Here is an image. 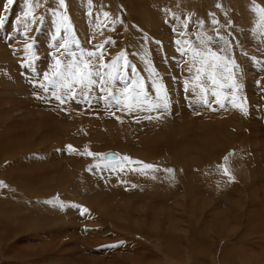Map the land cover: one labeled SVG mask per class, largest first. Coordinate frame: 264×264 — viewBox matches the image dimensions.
I'll return each instance as SVG.
<instances>
[{
  "label": "rangeland",
  "instance_id": "1",
  "mask_svg": "<svg viewBox=\"0 0 264 264\" xmlns=\"http://www.w3.org/2000/svg\"><path fill=\"white\" fill-rule=\"evenodd\" d=\"M207 1L210 6H207L205 3L206 0L205 2H200L199 0H64L65 7L60 8L58 0H32L33 12L32 16H30L27 21L28 29L26 31L24 27L25 21L22 15L25 11V0H15L12 5H9L7 0H0V17H3V24L0 25V149L2 148L0 156L1 158L4 157L5 159L3 160L6 161L0 164V180H2V182L8 181L6 177L9 175L13 177L16 174L19 175L24 167L17 166L15 168L16 170L10 171L8 167L12 166L13 163L21 161L19 159L23 158L22 160H28V163H34V170H43L40 173V177L42 183H45L44 192L48 194L56 192L53 200L60 201L58 209L39 208V211L36 209L33 210L31 206H19L18 203H28L29 198L28 196H23V191L28 192L34 189L33 192L37 193V186L31 185L29 186V190L19 189L21 191H18L11 188L12 183L9 182L10 185L8 184L7 187H0V226L5 229L4 233L0 231V235L3 234V242L5 244L4 251L2 252L7 255L5 257L2 252L0 253V264H164L163 255L166 256L168 255L167 253L172 252L180 254L181 259L179 261L181 263H183L184 257L189 256L191 261L188 264H264V183H261V181L264 180V94H262L264 93V81H262L264 79V19L261 18L258 11L264 9V0H254V8L258 9L257 11H242L241 19L239 17V21L243 23L242 31L237 30L234 20L237 3L240 0ZM240 2H242V0ZM217 5H219V7H217ZM212 10L217 11L212 12ZM103 11L108 13L105 20L102 17V13L104 14ZM58 13L62 16H67L68 30L65 31V29L61 27L60 35L57 36V27L60 23L57 15ZM178 13L180 14L179 17L182 23L184 24L185 21L188 23L189 29L185 32L186 34H190L191 37L187 39L195 41L197 35L201 33L208 37H212L210 47H212L213 50L226 47L227 50L223 55L229 56L231 60L235 61V65H237L238 52L239 56L242 55L240 58L243 60L244 68L248 67L253 71V73H251L252 75L247 74L249 75V77L247 76L248 78L246 75L240 74V76H244V82L247 83L245 78L246 80L249 79L248 82L251 87H254L251 89V93L249 94L246 92L247 94L244 93V95L241 87L237 92L238 99L244 105L246 114L239 109H233L230 105V109L233 110V114H227L231 120L230 124L225 122L226 116H222L221 113L218 117L210 121V135L207 137L204 131L201 133V131L198 130L199 125L193 126V123L195 124L194 120H197L192 110L190 112L186 111L187 113H185V110H181V114L187 116L182 122L178 120L176 108L172 107H179V105L170 103L171 112L168 111L167 114L160 116V119L162 117L164 120V118H166L165 116H169V113H172L170 114V122L167 121V123H164L160 122L162 121L160 120L157 121L155 125L157 132H159V130H157L159 125L162 126L160 132L163 133L164 137L161 138V135H158L156 138V134L148 129L142 134L145 138L143 136L140 140V137L138 139L132 137L135 140L136 147L134 146L133 150L129 152L130 148H125L124 140L128 138L129 133L132 132L133 129L125 126L124 122L116 124L115 121L118 122V120L112 121V117L115 118V114L113 113L119 111H115V109L111 110L112 112L109 117H112L109 118L107 116L108 112H102L105 107L101 105L104 104L102 102H96L101 112L96 110V114L91 116L96 117L95 124H93L92 127H90V125H83L80 127V130H83L82 132L86 130V133H84H88L87 135L89 136L80 140L79 143L75 142L77 140H72L75 144L73 142V144L67 143V133L70 131L71 127L69 128V125L64 123V125L59 128V126H57L59 123L58 120L51 121V119H48L50 116L49 114L52 113L51 111H55V106L57 107V105H55L54 108L44 107L46 102L53 101L54 99H38V95L43 97L45 94L41 89L33 86L34 83L38 81L43 82V74L50 71L54 64L53 57L59 56L56 46L59 43H63L66 38L69 41L72 40L70 38H75L78 41L80 39V45L84 42L82 48L86 46L85 50H93L94 45L103 43L106 40H111L112 45L110 46H113L110 48L111 51L110 49L106 50V48H104L105 62H108L112 57H116L121 51L125 52L128 61H131L132 58V61L136 60L135 62H139L138 59L140 56H144L151 52H148L149 49L158 48L159 50L158 39L160 42L164 43V38L162 39L163 36L160 35V33H163L162 30H164V33L166 29L170 32H166V34L168 36L171 34L169 39L172 42L178 39L176 37V35H178L176 34L177 32L174 33L175 31H173V29H176V26L168 19L173 18L176 20ZM239 13L241 14V12ZM215 15L218 19L217 23L213 25L208 23V16L215 17ZM32 17L36 18L34 22L32 21ZM110 22L116 27L113 28ZM197 22L204 24L202 29L198 27ZM159 36H161V38ZM220 37H223V40H221ZM236 39H241V41L237 42ZM89 41H91V43H89ZM114 43L116 44L114 45ZM151 43L153 46H151ZM146 44L149 47L142 51H135L133 48L131 51H128L127 49L130 46L138 48ZM26 45H31L30 52H25ZM176 47L177 46L174 44L172 47L167 48L169 53L164 52V50L163 52L161 51L164 56L168 54L169 58L167 57V59L169 63H172L175 59L174 50ZM107 53L109 54L108 57ZM169 54L172 56L174 55L173 60L171 58L172 56H169ZM151 58L155 62H162L163 60L160 56L157 58L155 55H151ZM179 67L181 68L180 64ZM179 74H181V71H179ZM241 80V78H235L238 85L243 82ZM249 83L247 84L249 85ZM170 84L173 85L174 83L171 81ZM98 95L99 93L96 96ZM185 98L184 103H186L189 97H187V99ZM38 101L43 103L39 113L40 117L41 115L43 116L41 117L42 119L49 121L46 125V122L44 124L35 123V116L39 118L37 121L40 120L39 114L38 112L36 113L35 110H33V113L29 109L32 108L31 105L34 102ZM199 106L200 105H194L195 108ZM251 107L255 108L250 109ZM58 109L60 108H57V110ZM6 111H8V113ZM10 111L15 113L16 116L15 114L12 115ZM156 114L160 115L159 112H156ZM119 115L120 117H124L123 119H127L131 117L132 114L126 115L123 112H119ZM253 116H256L255 124L252 122ZM100 117H102V120H104L105 123L107 122L108 125L100 120ZM103 117L105 119H103ZM171 117H173V120ZM189 117L191 118L190 120ZM62 119L65 118L63 117ZM201 119H208V117L204 115L203 117L201 116ZM18 120H22L20 122V128L17 126ZM153 120L156 119L154 118ZM98 121L101 125L97 123ZM111 122L113 123L111 124ZM180 123L183 124L184 134L190 138L194 136H196L197 139L200 138L199 143H196L198 140L187 143H191L190 149H187L189 151H185V154L189 157L188 164H191V166L187 169V164L182 168V171H185L183 182H185L186 178L187 183H185L184 187L176 181V177L181 175V173L173 164V160L152 156L148 152L142 149L140 150L137 144L139 140L144 147L150 148L149 145H152L158 140L163 143L168 142L170 146H173L175 144L173 142L176 141L172 139V133L173 130L177 132ZM190 123H192L191 126L189 125ZM144 124L146 125L143 126L144 128H149L148 126L150 125L146 122ZM225 124H227L228 127H222ZM49 125H51L52 128ZM44 126L48 128V133L50 131V138L36 139L33 137L35 136L34 134H39L36 132L38 130L42 133ZM221 127L223 132L220 131ZM20 129L24 131L22 132ZM63 131H66V133H63ZM108 131H110V133ZM94 132L96 134H94ZM212 132L216 133L214 134L215 136H213ZM20 133L28 140H26L24 136L14 137L16 134ZM221 133H223V135ZM225 133L227 135H225ZM254 133L257 134L254 135ZM4 134L5 136H3ZM22 137L24 139H22ZM32 137L36 139H34L36 141L35 144H33L34 141L32 143ZM109 138L123 143L121 144L122 148H109L110 146L107 144ZM37 142L40 143L38 149L46 148L43 149V151H37L35 147ZM102 143L106 144L103 145ZM159 144L161 143L157 142V145ZM11 145L13 147H11ZM69 145L76 150L72 152V154L68 152L67 146ZM17 146L21 147L20 149L18 147L21 152L17 150V148L15 149ZM31 146H33V148ZM85 148L95 155L92 157L81 155L80 153H83ZM242 148H245L247 151H243ZM13 150L16 151L15 157L8 158L10 155H13ZM123 150L128 151L122 153ZM106 151L117 154L119 155L118 157L128 156L133 160L155 165L157 170L150 172L159 182L155 181V183H153V179L149 180L147 176L150 172L148 171L145 174L130 171L131 167H140L139 165H127L124 170L121 171L119 165L125 164L126 162L122 160L111 162L101 161L100 156H104ZM42 152L43 154H41ZM47 153H49V155ZM236 153H238V155ZM3 154H5V156ZM30 154L33 155V159H40L42 155H47L41 160L42 162H35L26 159ZM79 155H81V157H79ZM208 156H215L216 158L209 159L207 158ZM233 156H235V158H233ZM225 157H228L227 161H225ZM14 160H16V162ZM106 164L109 166L106 167ZM96 165H100V168L97 169V167H95ZM111 165H116L115 170H113ZM224 167L228 168L230 176L232 177L231 180H229L228 176L223 174ZM166 169H171L172 172L168 173ZM5 170H7L8 173H6L7 171ZM34 170L32 169V171ZM237 170L238 172L236 173ZM189 171H192V174L195 175L192 179H190ZM200 173H203V175L200 176ZM243 173L247 175L245 176ZM242 176L244 179H242ZM43 178L45 179L43 180ZM195 179L197 180L195 181ZM254 183L255 185H253ZM225 189L227 191H225ZM224 191L225 194L223 193ZM245 198L247 201H245ZM251 199H254L256 204L254 201H251ZM248 201L254 205L253 210V205L248 207ZM100 204H102V207ZM60 205H63V207ZM97 205L100 209H97ZM180 207L182 213L184 212L188 215L185 219L192 223L172 224L173 226L171 225V227H177V229L174 230V234H172L173 231L168 229L167 220L170 219L171 222H178L179 219L177 214L179 211L176 210ZM22 208L23 210H21ZM81 208L87 209V212L92 210L90 212L93 214L92 219H89V216L84 217L81 215ZM198 209L204 211L206 214L208 219L206 225L204 222H201V224L198 223L197 226V224L193 222L192 214ZM234 209H237L236 212H239L240 217H235L234 214H231ZM247 211L250 212L249 215L251 216L247 214ZM111 219H117L115 223L118 221V223H121L115 224V226L117 225L119 227H117L119 231L116 227L113 228L111 226L112 228H109L111 229L110 233H108L107 230H101L94 234L96 236L86 237V229L89 227L90 229H101V227H105L104 220L109 222ZM145 221H147V223ZM181 222H184V220H181ZM138 223L140 225L144 224L142 228H149L152 224L156 229L161 230L165 234L167 228L174 239L175 236L176 238L180 235L182 238L186 236L188 237V242L184 243L185 241L181 240L183 243L178 244L177 239L174 241L173 238H170L169 240L166 239L167 242L163 243L165 241L164 239L160 244L164 245V249L162 248L160 253L155 252V250L150 247L153 246L150 241L146 242L143 249L140 246L133 249L134 246L129 247L126 242V245L121 246L120 242L122 243L123 240L131 241L126 239L128 238L126 234L131 233L133 230H137L136 227L140 226ZM202 224L208 227L206 231L202 229ZM78 226H80L79 232H82V238L79 236L76 237L77 235L70 233L71 228L76 227L74 229L76 231ZM244 227L247 229L249 227V230L256 232L245 239V245L251 244V247L239 244L240 242L243 244L241 235L244 236ZM58 229H64V231H62V233H56ZM81 229H83L84 232L81 231ZM226 229L227 231L225 232ZM207 231L209 234H206ZM102 235L107 236L106 238H102ZM133 235L134 240L138 241L139 236L137 234ZM115 237H120L121 239L112 242ZM106 239L108 240L106 241ZM220 239L225 241L223 244V248H226L225 250L223 248L219 249L220 243L218 240ZM210 244L214 246H210ZM220 250L223 252L217 254ZM213 255H215L214 258ZM219 259L221 261H219Z\"/></svg>",
  "mask_w": 264,
  "mask_h": 264
},
{
  "label": "bare ground",
  "instance_id": "2",
  "mask_svg": "<svg viewBox=\"0 0 264 264\" xmlns=\"http://www.w3.org/2000/svg\"><path fill=\"white\" fill-rule=\"evenodd\" d=\"M200 2H205V0H199ZM241 1V0H240ZM239 1V2H240ZM72 2V1H71ZM237 3V8H236V10H235V13H234V20H235V26L237 27V30L239 31H242V26H243V23H242V21H239V17H240V19H241V16H242V11L244 10V11H257L258 9H255L254 8V0H242V2H240V3ZM206 4H207V6H210V4H209V2L206 0V2H205ZM70 5V4H69ZM72 6V5H71ZM212 8V7H211ZM259 8V7H258ZM179 11V10H178ZM217 10H212V12H216ZM20 12V11H19ZM58 12V11H57ZM56 12V13H57ZM104 13H105V11H103ZM239 12H241V14L239 13ZM102 13V12H101ZM187 14V13H186ZM23 15V14H22ZM179 13L177 14V16H176V20H174L173 18H168L169 19V21L172 23V24H174L175 26H176V29H178V30H184V31H186L187 29H189V28H187V29H185L184 27H183V23H182V21H181V19H180V17H179ZM102 17L104 18V20H105V16L103 15V13H102ZM183 18H185V17H183ZM199 19V18H198ZM22 20V19H21ZM217 18H216V15H215V17H211V16H208V18H207V21H209L208 23H211L212 25H213V21H216L217 22ZM23 21V20H22ZM21 21V22H22ZM112 22V21H111ZM110 22V25H113V23H111ZM164 22V21H163ZM107 24V23H106ZM216 24V23H215ZM197 25H198V27L200 28V29H202V27L204 26V24H202V23H200V22H197ZM201 25H203L202 27H201ZM113 28H115L114 27V25L112 26ZM162 27V26H161ZM164 29V28H163ZM166 29V28H165ZM160 30V29H159ZM163 31V33H160V35L161 36H163L162 37V39L164 38V43H162V42H160L159 41V39H158V45H159V50H158V48H155V49H149L148 50V52H150V53H148V54H146V55H144V56H140V58L138 59L139 60V62H135V61H132L133 59L131 58V61H129L131 64H133V65H135L136 66V68H137V72L139 73V75H140V77H142V78H144L145 79V81H146V88H148L149 89V91L151 92V83H150V81H151V79H152V77H150L149 76V73H148V66L146 65V63H145V61H147V62H149L150 63V66L155 70V72L156 73H158V76L156 77L157 79H160V80H162L163 81V83H164V86H165V88L168 90V98L170 99L169 101H171L170 103L172 104V103H174L175 105L176 104H178L179 105V107L177 106V107H175V106H172L173 108H176L175 110L177 111V113H178V120L179 121H182L183 122V120L185 119V118H187V116H185V115H182L181 114V110L183 109V110H185V113H187L186 111H188V112H190L191 110H192V112H194L195 114H194V117H195V119L197 120V121H195L194 119V122H195V124L193 123V126L194 125H199V128H198V130H200L201 131V133H202V131H204L205 132V134H207L206 136L207 137H209L208 135H210L209 134V125H210V121H212L215 117H218L221 113V115L222 116H226V121L225 122H227L228 124H230V117L229 116H227V114H233L232 113V111L233 110H231L230 108H231V106H230V104H228L227 102H226V107H225V109H220L219 108V106L218 105H215V104H213V108H215L216 110L215 111H212V110H209V109H207V108H205V107H203L202 105H200L198 108H195L194 107V105H196V104H192L191 103V100H193L194 99V97H192L191 96V94L190 93H186L185 91H184V87H183V85H184V81L185 80H187V79H189V76H190V74H189V72L187 71V65L185 64V58H182L178 53H177V51H176V49L174 50V52H175V59L173 58L174 57V55L172 56V55H170L169 54V56H172L171 58H172V60H173V62L172 63H169V61H168V59H167V57H168V54L166 55V56H164L163 55V50H164V52H168V49L167 48H170V47H172L175 43L174 42H172L170 39H169V36H171V34L168 36L167 34H166V32H169V31H167V29L165 30V33H164V30H162ZM160 32H161V30H160ZM170 33V32H169ZM168 33V34H169ZM171 33H173V32H171ZM174 33H176V32H174ZM177 34V33H176ZM242 35V34H241ZM161 36H159L160 38H161ZM176 37L178 38V39H180L181 37H179L178 35H176ZM191 37V35L190 34H186V39L187 38H190ZM70 39H72V38H70ZM237 40V42H240L241 41V39L240 40H238V39H236ZM79 41H80V39H79ZM117 43V42H116ZM116 43H114V45L116 44ZM84 45V42L81 44V47ZM86 45V44H85ZM110 45H112L111 43L110 44H107L106 46H105V48H106V50H108V49H110V48H112ZM262 45V44H261ZM151 46H153V44L151 43ZM149 46H147V44L146 45H144V46H141V47H138V48H136V47H133V46H130V47H128L127 49H128V51H131V49L133 48L135 51H138V50H140V51H142L143 49H147ZM254 47V46H253ZM86 48V46H84L83 47V49H85ZM116 49V48H115ZM110 51H111V49H110ZM162 51V52H161ZM173 52V53H174ZM169 53V52H168ZM151 55H155L157 58L160 56V58H162L163 60H162V62L161 61H159V62H155L152 58H151ZM253 55V54H252ZM109 56V54L107 53V57ZM115 56H116V54H115ZM242 56V55H241ZM241 56H239V54H238V52H237V62H236V67H235V69L233 70L234 71V73H235V78H241L242 80L241 81H243V77L246 75V77L248 76L249 77V75H247V74H251V73H253V71L252 70H250L248 67L247 68H244V63L242 62L243 60H242V58H240ZM254 56V55H253ZM135 57V56H134ZM139 57V56H138ZM137 57V58H138ZM114 57H112L111 59H113ZM156 58V59H157ZM169 58V57H168ZM170 58V59H171ZM111 59H109L108 60V62H110L111 61ZM155 59V60H156ZM244 59V58H243ZM245 60V59H244ZM247 60V59H246ZM256 60H257V58H256ZM249 61V60H248ZM248 61H247V63H248ZM182 62V63H181ZM243 64H242V63ZM256 62V61H255ZM254 62V63H255ZM258 62V61H257ZM107 63V62H106ZM252 63V62H251ZM179 64L181 65V68L179 67ZM256 64V63H255ZM259 64V63H258ZM45 65V64H44ZM260 65V64H259ZM246 67V66H245ZM258 67V66H257ZM257 69V68H256ZM255 69V70H256ZM51 70V69H50ZM179 71H181V74H179ZM243 74L244 76L242 77V76H240V74ZM256 74V73H255ZM252 75V74H251ZM247 77V78H248ZM248 80L249 79H247L246 80V78H245V81H247V83H249L248 82ZM173 82L174 84L173 85H171L170 84V82ZM262 81H264V79L262 80ZM40 82V81H39ZM256 82V81H255ZM246 82H242V83H240L239 85H240V87L242 88V90H243V94L244 93H251V89H253L254 87H251V85H250V83H249V85L246 83ZM254 84V83H253ZM252 86H254V85H252ZM226 91H230V90H226ZM42 92V91H41ZM99 93V90L98 89H94V91H93V95H97ZM246 93V94H247ZM254 93V92H253ZM257 93V92H256ZM261 93V92H260ZM239 94V93H238ZM262 94H264V93H262ZM152 95H154V93H152ZM245 95V94H244ZM178 97H180V98H178ZM186 97V98H185ZM187 97H189L188 99H187ZM244 97V96H243ZM184 98L185 99H187V101H186V103H184ZM248 98H250V97H248ZM190 99V100H189ZM210 99H211V97H210ZM253 99V98H252ZM255 101H256V99H255ZM261 101V100H260ZM254 103V102H253ZM258 103H260V102H258ZM251 104V103H250ZM263 104V103H262ZM20 105V104H19ZM55 105H57V107L55 106ZM99 105V104H98ZM29 106V105H28ZM27 106V107H28ZM42 106H43V103H41L40 101H38V102H34L32 105H31V107L32 108H29L32 112H33V110H35L36 111V113L38 112V114H39V117H40V111H41V109H42ZM54 106H55V111H51L50 109V111L53 113H50L49 115V117H48V119H51V121L52 120H58L59 121V123L57 124V126H59V128H60V126H62V125H64V123L65 124H68L69 125V128H70V131L67 133V137L68 138H66V142L67 143H72L73 141L72 140H77V141H75L76 143H79V141L80 140H82L83 138H85V137H88L89 135H87V134H85L86 133V130L84 131V132H82L81 130H80V127L81 126H85V125H90V127H92V125L93 124H95V120H96V117H91L92 115H94V114H96L95 112H96V110L98 111V112H101V109L96 105V101H93V104H92V106L90 107L89 105H87V104H77V103H75V102H67L65 105H63V106H60L59 104H58V102L54 99L53 101H50V102H46L45 103V105H44V107H48V108H54ZM101 106H104V105H101ZM197 106V105H196ZM26 107V108H27ZM87 107V108H86ZM246 107V106H245ZM22 108V107H21ZM34 108H36V109H34ZM57 108H60V109H58L57 110ZM61 108H63L64 110H61ZM84 108V109H83ZM193 108H195V109H193ZM247 108V107H246ZM252 108H255V107H251L250 109H252ZM115 108H112L111 110H114ZM230 109V110H229ZM234 109V108H233ZM235 109H238V108H235ZM249 109V110H250ZM258 109V108H257ZM17 110H18V108H17ZM111 110H105V108L103 109V111L102 112H108L107 113V116L109 117L110 116V114H111ZM171 110V107H170V109H169V111ZM264 110V109H263ZM22 111V110H21ZM25 111V110H24ZM176 111H174V112H176ZM2 112H4V111H2ZM7 113H8V111H6ZM43 113H45L44 111H42ZM62 112H63V114H62ZM171 112V111H170ZM252 112H254V111H252ZM256 112V111H255ZM264 112V111H263ZM10 113H12L11 111H10ZM34 113V112H33ZM122 113V112H121ZM198 113V114H197ZM250 113V112H249ZM13 114H15V113H12V115ZM113 114H115V118L114 117H112L113 118V120L112 121H114V120H118V122H116L115 121V123L117 124V123H122V122H124V125L125 126H127V127H131V129H133V131L132 132H130L129 133V135H128V138H125V140H124V142H125V144H124V146H125V148H130V151L129 152H131L132 150H133V147L135 146V140H134V138H139L140 137V140H141V138H143V136L144 135H142L143 133H144V131H147L148 129H150V131H153L156 135H155V137L157 138L158 137V135L160 136L161 135V138L162 137H164V135H163V133L162 132H160L161 131V129H162V126H160L159 125V128L157 129V130H159V132H157L156 131V123H157V121H160V120H162V121H160V122H164V123H167V121L168 122H170V114H172V113H169V116L167 115V116H165L166 118H164V120L162 119V117H161V119L159 118V119H156V120H148V119H145L144 117H146V116H148V115H151V116H153V117H156V116H158V114H156V112H152V113H148V112H140V113H134V114H132L131 115V117H129V118H127V119H123L124 117H120V115H119V112H117V113H113ZM143 114H145V115H143ZM173 114H175V113H173ZM254 114V113H253ZM127 115V114H126ZM205 115V117H208V119H204V120H202L201 119V116L203 117ZM235 115V114H234ZM237 115V114H236ZM249 115V114H248ZM15 116H16V114H15ZM18 116V115H17ZM22 116V115H21ZM104 116V115H103ZM130 116V115H129ZM142 116V117H141ZM172 116V115H171ZM175 116V115H174ZM240 116V115H239ZM36 117V119L34 118V121H35V123H37V124H40V123H45V125L46 124H48L49 123V121L47 120H45V119H42L41 117H43L42 115H41V117H40V120L39 121H37L39 118L37 117V116H35ZM59 117V118H58ZM65 118V119H62V118ZM111 117H109V118H111ZM118 117H120V118H118ZM137 117H139V121L137 122ZM176 117V116H175ZM8 118V117H7ZM57 118V119H56ZM220 118H222V117H220ZM103 119H105L104 117H103ZM171 119L173 120V117H171ZM175 119V118H174ZM191 118L189 117V120H190ZM218 119V118H217ZM225 119V118H224ZM100 120H102V117H100ZM120 120H123V121H120ZM177 120V119H176ZM19 121V120H18ZM17 121V122H18ZM22 121V120H21ZM21 121H19L18 123H17V126L20 128L21 127ZM103 122H104V120H102ZM178 121V122H179ZM219 121V120H218ZM257 121H258V119H257ZM7 122V121H6ZM109 122V121H108ZM147 123L148 125H150V126H148L149 128H144L143 126H146L144 123ZM187 122V121H186ZM252 122L255 124L256 123V116H253V118H252ZM34 123V124H35ZM54 123H55V121H54ZM97 123H99L100 124V122L98 121ZM105 123V122H104ZM107 123V122H106ZM105 123V124H106ZM113 122H111V124H112ZM6 124V123H5ZM23 124V123H22ZM177 124V123H176ZM191 124L192 123H190L189 125L191 126ZM231 124H232V122H231ZM52 125V124H51ZM51 125H49V126H51ZM101 125V124H100ZM107 125H108V123H107ZM114 125V124H113ZM123 125V126H124ZM182 125V126H181ZM7 126V125H6ZM55 126H56V123H55ZM95 126V125H94ZM167 126V125H166ZM177 126V125H176ZM29 127V126H28ZM43 127V126H42ZM63 127H65V126H63ZM89 127V128H90ZM165 127V126H164ZM170 127V126H169ZM174 127H175V125H174ZM222 127H228L227 126V124H225L224 126H222ZM222 127H221V132H223V130H222ZM230 127V126H229ZM51 128H52V126H51ZM58 128V129H59ZM62 128V127H61ZM66 128H67V126H66ZM65 128V129H66ZM83 128V127H82ZM88 128V127H87ZM86 128V129H87ZM187 128V127H186ZM188 128H189V126H188ZM196 128V127H195ZM212 128H214V127H212ZM211 128V129H212ZM38 129H40V128H38ZM37 129V130H38ZM47 129L48 128H46V126H44V129L42 130V133L38 130V131H36L37 133H39V134H34L35 136H33V137H35L36 139H43V138H47V137H49V133H50V131H49V133H48V131H47ZM170 129H173V128H170ZM191 129H192V127H191ZM215 129V128H214ZM220 129V128H219ZM4 130V129H3ZM21 130V129H20ZM41 130V129H40ZM60 130V129H59ZM64 130V129H63ZM66 130H68V129H66ZM89 130V129H88ZM90 130H91V128H90ZM110 130V129H109ZM123 130V129H122ZM127 130H128V128H127ZM176 130V129H175ZM189 130V129H188ZM22 131V130H21ZM24 131V130H23ZM22 131V132H23ZM29 131V130H28ZM94 131H96V130H94ZM102 131V130H101ZM105 131H107V130H105ZM114 131V130H113ZM117 131V130H116ZM156 131V132H155ZM168 131V130H167ZM190 131V130H189ZM228 131V130H227ZM253 131H255V130H253ZM30 132H33V131H30ZM35 132V133H36ZM66 133V131H63V133ZM91 132V131H90ZM109 133H110V131H108ZM118 132H119V130H118ZM194 132H196V131H194ZM217 132V131H216ZM25 133V132H24ZM62 133V132H61ZM100 133V132H99ZM103 133H104V131H103ZM103 133H101V134H103ZM166 133V132H165ZM213 133V136H215L214 134H216V133H214V132H212ZM1 134V133H0ZM32 134V133H31ZM94 134H96L95 132H94ZM106 134H107V132H106ZM188 134V133H187ZM217 134H219V133H217ZM222 135H223V133H221ZM227 134L229 135V133L227 132ZM226 133H225V135H227ZM257 133H254V135H256ZM29 135V134H28ZM68 135H70V136H68ZM108 135V134H107ZM113 135V134H112ZM111 135V136H112ZM114 135H115V132H114ZM135 135V136H134ZM192 135V134H191ZM224 135V136H225ZM3 136H5V134L3 135ZM21 136H24V135H22V133H20V134H16V136H14V137H21ZM59 136V135H58ZM116 136V135H115ZM186 136V137H185ZM30 137H31V135H30ZM31 138V139H33L32 140V143H33V141H34V143L33 144H35V138ZM132 137H134V138H132ZM180 137V138H179ZM221 137H223V136H221ZM9 138V137H8ZM24 138H25V136H24ZM23 137H22V139H24ZM50 138V137H49ZM48 138V139H49ZM114 138V137H113ZM121 138V137H120ZM119 138V139H120ZM144 138H145V136H144ZM168 138V137H167ZM212 138V137H211ZM216 138H217V135H216ZM215 138V139H216ZM225 138V137H224ZM254 138V137H253ZM256 138V137H255ZM21 139V140H22ZM26 139V138H25ZM35 139V140H34ZM87 139V138H86ZM89 139V138H88ZM105 139V138H104ZM115 139V138H114ZM171 139V138H170ZM172 139H174L176 142H173V143H175L173 146H170V144L168 143V142H162V141H156V142H154L152 145H149L150 146V148H146V147H144L143 146V144H142V142L141 141H137V144H138V146H139V148H140V150L142 149L143 151H146V152H148L149 154H151L152 156H155V157H164V158H166V159H170V160H173L172 162H173V164L177 167V169H178V171L181 173V175H179V176H177L176 177V181H177V183L178 184H181L183 187L185 186V183H186V178H185V182H183V180H184V175H185V171L183 170L182 171V168H183V166L184 165H187L188 164V161H189V157L187 156V154H185V151L187 150V149H190V147H191V143L190 144H187V143H189V142H193V140H198V141H196V143H199V139H197L196 138V136H194V137H192V138H190V137H188L186 134H184V128H183V124H179V126H178V129H177V132H175L174 130H173V133H172ZM228 139V138H227ZM9 140V139H8ZM26 140H28V139H26ZM95 140H98V139H95ZM108 140V139H107ZM156 140V139H155ZM19 141V140H18ZM48 141V140H47ZM105 141V140H104ZM169 141V140H168ZM217 141H218V139H217ZM13 142V141H12ZM15 142V141H14ZM21 142V141H20ZM19 142V143H20ZM106 142V141H105ZM157 142H160L161 144H159V145H157ZM170 142V141H169ZM31 143V144H32ZM61 143H62V141H61ZM67 143H65V144H67ZM74 143V142H73ZM72 143V144H73ZM228 143V142H227ZM240 143V142H239ZM2 144V143H1ZM13 144V143H12ZM25 144V143H24ZM23 144V145H24ZM40 143H36V145H35V147L37 148V151L39 150V151H43V149H45V148H43V149H38V145H39ZM64 144V143H63ZM75 144V143H74ZM81 144V143H80ZM99 144V143H98ZM103 144V143H102ZM104 144H106V143H104ZM103 144V145H104ZM107 144H109L108 146H110L109 148H122V145L121 144H123V143H119L117 140H112V139H110L109 138V140L107 141ZM21 146H22V144H21ZM11 147H13L12 145H11ZM18 147H19V149L21 148L20 146H17V147H15V149L17 148V150H19L18 149ZM32 148H33V146H31ZM44 147V146H43ZM136 147V146H135ZM35 148V149H36ZM91 148V147H90ZM236 148H238V147H236ZM26 149H28V148H26ZM52 149V148H51ZM245 149V148H244ZM243 148H242V150L243 151H247L246 149L244 150ZM2 150V148L0 149V151ZM23 150V149H22ZM30 150V149H29ZM110 150V149H109ZM120 150V149H119ZM241 150V151H242ZM14 151V150H13ZM20 151V150H19ZM28 151V150H27ZM31 151V150H30ZM46 151V150H45ZM66 151V150H65ZM126 152V151H128V150H123L122 151V153L123 152ZM187 151H189V150H187ZM238 151V150H237ZM236 151V152H237ZM241 151H239V152H241ZM21 152V151H20ZM22 152H24V151H22ZM55 152V151H54ZM155 152H156V154H155ZM205 152V151H204ZM258 152V151H257ZM10 153V152H9ZM121 153V154H122ZM140 153V152H139ZM243 153V152H242ZM252 153V152H251ZM7 154V153H6ZM16 154V151H14V153H13V155H10L8 158H10V157H13L14 155ZM41 154H43V152L41 153ZM48 155H49V153H47ZM47 154H45V155H47ZM72 154V153H71ZM199 154V153H198ZM213 154V153H212ZM237 155H238V153H236ZM240 154V153H239ZM244 154V153H243ZM4 156H5V154H3ZM45 155H42L41 157H40V159H38V158H36V159H33V155H28V157L27 156H25V157H27L26 159H29V160H33V161H35V162H38V161H40V162H42L41 160L43 159V158H45ZM127 155H129V154H127ZM142 155V154H141ZM209 155H211V154H209ZM262 155V154H261ZM44 156V157H43ZM70 156V155H69ZM104 156H106V157H112V156H115V157H118L119 155H117V154H114V153H110V152H107L106 151V153L104 154ZM207 156V155H206ZM231 156V155H230ZM3 157V156H2ZM15 157V156H14ZM49 157V156H48ZM79 157H81V155H79ZM122 157V156H121ZM120 157V158H121ZM154 157V158H155ZM214 157V158H213ZM213 157H207V158H209V159H215L216 157L215 156H213ZM71 158H72V156H71ZM77 158V157H76ZM233 158H235V156H233ZM243 158V157H242ZM241 158V159H242ZM257 158V157H256ZM3 159H5L4 157L3 158H1V156H0V164L3 162V161H5V160H3ZM13 159V158H12ZM23 158H21V159H19V160H21V161H18V162H16V160H14L16 163H13V165L12 166H9L8 167V165H7V167H8V169H9V171L10 170H16L15 168L17 167V166H20V167H24V169H23V171L21 172L20 171V173H19V175H15L14 177L13 176H8V177H6L7 178V180L8 181H3L2 182V180H0V182H2L6 187L8 186V184H9V182L10 183H12L11 185H12V187L11 188H13V189H15V190H18V191H21V190H19V189H30V187L29 186H31V185H35V186H37V190H38V192L37 193H35V192H33V190L34 189H32L31 191H28V192H24L23 191V196H25V197H27L28 196V198H29V201H28V203H26V204H24V203H22V202H19L18 203V205L19 206H24V207H28V206H31V208L33 209V210H38L39 208H44V209H54V208H57L58 209V206H59V204H60V201H55V200H53L54 199V195L56 194V192H51V194H48V193H45L44 192V189H45V187H44V182L42 183V179H41V177H40V173L43 171H38V169H36V170H34V163L33 164H31V162L30 163H28L27 161H25V160H22ZM208 159V160H209ZM240 159V158H239ZM258 159V158H257ZM6 160H9V159H6ZM256 160V159H255ZM44 161V160H43ZM154 161V160H153ZM6 162V161H5ZM109 162V161H108ZM111 162V161H110ZM196 162V161H195ZM252 163V162H251ZM255 163V162H254ZM36 164H38V163H36ZM239 164V163H238ZM248 164H249V162H248ZM243 165V164H242ZM190 166H191V164H188L187 165V169H189L190 168ZM197 166V165H196ZM203 166V165H202ZM204 167V166H203ZM255 167H256V165H255ZM254 167V168H255ZM257 167L259 168V166L257 165ZM3 168H4V166H3ZM129 168V167H128ZM196 168V167H195ZM200 168V167H199ZM206 168V167H205ZM254 168H253V170H254ZM32 169L34 170V171H32ZM198 169V168H197ZM236 169V168H235ZM40 170V169H39ZM192 170H194V169H192ZM240 170V169H239ZM5 171H7V170H5ZM196 171V170H195ZM259 171V170H258ZM3 172H4V170H3ZM130 172V171H129ZM148 172H150V171H148ZM238 172V170L236 171V173ZM6 173H8V171L6 172ZM44 173V172H43ZM235 173V174H236ZM239 173H240V171H239ZM245 173H247V172H245ZM47 174V173H46ZM201 174V173H200ZM244 174V173H243ZM1 175V174H0ZM12 175V174H11ZM189 175H190V179H192L195 175H193L192 174V171H189ZM203 175V173L200 175V176H202ZM237 175V174H236ZM239 175H241V174H239ZM245 176L247 175V174H244ZM254 175V174H253ZM261 175V174H260ZM144 176V175H143ZM147 176V175H146ZM148 178H149V180L151 179H153V183H155V181L156 182H159V180H156L157 178L156 177H154L153 175H152V173L150 172L149 174H148V176H147ZM153 177V178H152ZM239 177V176H238ZM243 177V176H242ZM253 177V176H252ZM143 178V177H142ZM145 178V177H144ZM208 178V177H207ZM241 178V177H240ZM250 178H251V176H250ZM261 178V177H260ZM3 179V178H2ZM45 178H43V180H44ZM140 179V178H139ZM201 179V178H200ZM205 179V178H204ZM242 179H244V177L242 178ZM257 179V178H256ZM197 179H195V181H196ZM199 180V179H198ZM203 180V179H202ZM246 180V179H245ZM140 181V180H139ZM145 181V180H144ZM143 181V182H144ZM162 181V180H161ZM249 181V180H248ZM198 182V181H197ZM253 182V181H252ZM251 183V182H250ZM256 183V182H255ZM255 183L253 184V185H255ZM259 183H260V181H259ZM261 183L263 184L264 183V180H262L261 181ZM187 184V183H186ZM227 184V183H226ZM10 185V184H9ZM13 185H14V187H13ZM64 185V184H63ZM172 185V184H171ZM252 185V186H253ZM187 186V185H186ZM250 186H251V184H250ZM161 187V186H160ZM204 187V186H203ZM36 188V187H35ZM208 188H209V186H208ZM207 188V189H208ZM43 189V190H42ZM124 189V188H123ZM162 189V188H161ZM191 189V188H190ZM222 189V188H221ZM227 189V188H226ZM225 189V191H227ZM229 190H230V188H229ZM257 190V189H256ZM55 191V190H54ZM137 191H139V190H137ZM177 191V190H176ZM225 191L223 192L224 194H225ZM251 191V190H250ZM252 191H254V190H252ZM231 192V191H230ZM177 193V192H176ZM223 193H221V194H223ZM220 194V195H221ZM230 194V193H229ZM228 194V195H229ZM130 195V194H129ZM164 195V194H163ZM139 196V195H138ZM252 196V195H251ZM166 197V196H165ZM164 197V198H165ZM176 197H177V195H176ZM175 197V198H176ZM210 197V196H209ZM243 198V197H242ZM16 199V198H15ZM70 199V198H69ZM36 200H38V201H36ZM49 200H52V201H54V203L53 204H48V203H45V201H49ZM73 200V199H72ZM69 201V200H68ZM81 201V200H80ZM181 201V200H180ZM245 201H247L246 200V198H245ZM250 201V200H249ZM248 201V207L250 206H252L253 204L252 203H250ZM251 201H254V199L252 200L251 199ZM255 202V201H254ZM94 203V202H93ZM176 203H177V201H176ZM199 203V202H198ZM210 203V202H209ZM220 203V202H219ZM95 204V203H94ZM170 204H172V203H170ZM174 204V203H173ZM180 204V203H179ZM255 204H256V202H255ZM26 205V206H25ZM100 206L102 207V204H100ZM171 206V205H170ZM198 206V205H197ZM100 209V207H98V205H97V209ZM220 208V207H219ZM225 208V207H224ZM223 208V209H224ZM253 208H254V205L252 206V210H253ZM20 209V208H19ZM102 209V208H101ZM166 209V208H165ZM21 210H23V208L21 209ZM32 210V211H33ZM104 210V209H103ZM108 210H110V209H108ZM107 210V211H108ZM115 210V209H114ZM217 210V209H216ZM215 210V211H216ZM244 210V209H243ZM13 211V210H12ZM39 211V210H38ZM90 212L92 211V210H89ZM153 211V210H152ZM156 211V210H155ZM176 211H179L178 212V214H177V216H178V219H179V221L178 222H171V220L170 219H168L167 220V225H168V229L169 230H171V231H173V233L172 234H174V230L175 229H177V227H171V225L172 224H179V223H182V224H184V223H192V222H190L189 220H186L185 219V217H187L188 215L186 214V213H182V209H181V207L178 209L177 208V210ZM196 211H197V213H196ZM237 211V209L235 210L234 209V211H232V213L231 214H234V216L235 217H240L239 216V212L237 213L236 212ZM46 212V211H45ZM90 212H86L83 216L84 217H88L89 216V219H92V217H93V214L92 213H90ZM101 212V211H100ZM236 212V213H235ZM211 213V212H210ZM2 214V213H1ZM53 214V213H52ZM191 214V213H190ZM247 214L249 215L250 214V212L249 211H247ZM47 215V214H46ZM247 215V216H248ZM111 216V215H110ZM113 216V215H112ZM228 216V215H227ZM249 216H251V215H249ZM143 217V216H142ZM141 217V218H142ZM26 218V217H25ZM39 218V217H38ZM114 218V217H113ZM135 218V217H134ZM144 218V217H143ZM192 218H193V222L195 223V224H197V226H198V223L199 224H201V222H204V224L206 225L207 223V217H206V214L204 213V211H202V210H195V212H193V214H192ZM250 218V217H249ZM108 219H109V217H108ZM136 219V218H135ZM117 220V219H116ZM116 220L115 219H111V221H107V220H104L105 221V227H101V229H95V228H92V229H90V227L88 228V229H86V231H85V234H86V237L88 238L89 236H93L96 232H98V231H101V230H107V232L108 233H110V230L111 229H109V228H117L118 226L116 225L115 226V224H121V223H115L116 222ZM176 220V219H175ZM181 220H184V222H181ZM200 220V221H199ZM121 221V220H120ZM141 221V220H140ZM157 221V220H156ZM155 221V222H156ZM100 222V221H99ZM146 223H147V221H145ZM237 223V222H236ZM204 224H202V229H204L205 231L208 229V227H206ZM133 225H134V223H133ZM138 225H140L139 223H138ZM144 225V224H143ZM143 225L141 224L140 226H135L136 228H137V230H133L131 233H129V234H126V235H128V238H126V239H129V240H131V241H125V240H123V242L121 243L120 242V245L122 246V245H126V243L129 245V247L130 246H134L133 247V249L134 248H138L139 246L143 249L144 247H145V244H146V242L147 241H150L151 243H152V245L153 246H150L151 248H153L154 250H155V252H157V253H160L162 250V248H163V244L162 245H160L161 244V242L165 239V241L163 242V243H165V242H167V240H169L170 238H173L171 235H170V233H169V230L166 228V234L167 235H169V236H167L165 233H163L161 230H159V229H156L152 224L149 226V228H142L143 227ZM186 225V224H185ZM112 226V227H111ZM125 226V225H124ZM173 226V225H172ZM175 226V225H174ZM178 226V225H177ZM67 227V226H66ZM73 227V226H72ZM80 226H78V228L76 229V231L74 230L76 227H74V228H71V231H70V233H72V234H75V235H77L76 237H81V233L79 232V228ZM188 227V226H187ZM119 228V227H118ZM117 228V229H118ZM165 228V227H164ZM245 228V227H244ZM65 229V228H64ZM64 229H58L57 230V232L56 233H62V231H64ZM178 229H180V228H178ZM251 229V228H250ZM4 228H2V226H0V231H3V233H4ZM67 230V229H66ZM121 230V229H120ZM183 230V229H182ZM209 230H211V229H209ZM237 230V229H236ZM253 230V229H252ZM81 231H83V229H81ZM118 231H119V229H118ZM177 231V230H176ZM214 231V230H213ZM227 231V229L225 230V232ZM84 232V231H83ZM115 232V231H114ZM117 232V231H116ZM234 232V231H233ZM2 233V232H1ZM105 233V232H104ZM108 233H106V234H108ZM223 233V232H222ZM256 232L255 231H251V230H249V227H248V229L247 228H245L244 229V231H243V234H244V236L243 235H241V237H242V239H243V244L240 242L239 244H241L242 246L243 245H245V239L247 238V237H249V236H251V235H253V234H255ZM98 234V233H97ZM123 234V233H122ZM133 234H137L138 236H139V239H138V241H136V240H134V238H133ZM205 234V233H204ZM206 234H209V232L207 231V233ZM94 236H96V235H94ZM106 236L107 235H102L101 237L102 238H106ZM123 236V235H122ZM223 236V235H222ZM263 236V235H262ZM124 237V236H123ZM190 237V236H189ZM208 237V236H207ZM255 237V236H254ZM82 238V237H81ZM125 238V237H124ZM222 238V237H221ZM3 239H4V237H3V234L2 235H0V253L2 252V251H4L3 249H4V247H5V244H4V242H3ZM118 239H121L120 237L118 238H113V241L112 242H115L116 240H118ZM132 239H133V241H132ZM167 239V240H166ZM177 239V243L178 244H180V243H183L181 240H184L185 242L184 243H187L188 242V237H186V236H184V238H182L181 237V235L179 236V237H177L176 238V236H175V239L173 238V240L175 241ZM191 239V238H190ZM227 239V238H226ZM30 240V239H29ZM73 240V239H72ZM108 239H106V241H107ZM212 240V239H211ZM219 241V249H222L223 248V244H224V242L225 241H223V239H220V240H218ZM230 241V240H229ZM247 241V240H246ZM126 242V243H125ZM131 243V244H130ZM218 243V242H217ZM247 243V242H246ZM112 244H114V243H112ZM213 244V243H212ZM251 245V244H250ZM250 245H245V246H250ZM15 246V245H14ZM210 246H214V245H211L210 244ZM209 246V247H210ZM236 246V245H235ZM240 246V245H239ZM253 246V245H252ZM97 247V246H96ZM168 247V246H167ZM251 247V246H250ZM15 248V247H14ZM128 248V247H127ZM186 248V247H185ZM188 248H189V246H188ZM233 248V247H232ZM240 248V247H239ZM164 249V248H163ZM167 249V248H166ZM192 249V248H191ZM218 249V248H217ZM224 249V248H223ZM226 249V248H225ZM224 249V250H225ZM227 249H229V248H227ZM137 250V249H136ZM211 250V249H210ZM106 251V250H105ZM207 251H208V249H207ZM206 251V252H207ZM187 252V251H186ZM185 252V253H186ZM194 252V251H193ZM220 252H221V250L219 251V252H217V254H220ZM223 252V251H222ZM221 252V253H222ZM2 254L6 257L7 255L5 254V253H3L2 252ZM168 255H166V256H164L163 255V263L164 264H188L191 260H190V257L189 256H186V257H184L183 258V263H181L179 260L181 259V257H180V254H176L175 252H172V253H167ZM206 254V253H205ZM226 254V253H225ZM225 254H224V256H225ZM218 256V255H217ZM231 256V255H230ZM239 256V255H238ZM207 257V256H206ZM215 257V255H213V258ZM217 259H218V257H217ZM226 259V258H225ZM219 261H221L220 259H219Z\"/></svg>",
  "mask_w": 264,
  "mask_h": 264
},
{
  "label": "snow or ice",
  "instance_id": "3",
  "mask_svg": "<svg viewBox=\"0 0 264 264\" xmlns=\"http://www.w3.org/2000/svg\"><path fill=\"white\" fill-rule=\"evenodd\" d=\"M15 0H7L9 5H12ZM60 8L65 7L64 0H58ZM219 7V5H217ZM262 19H264V9L258 10ZM33 5L32 0H25V11L23 19L24 27L28 29V19L32 16ZM58 19L57 36L60 35V28L68 30L67 16L60 15ZM106 18L108 13L103 14ZM32 17V21H35ZM217 23L213 21V24ZM3 24V17H0V25ZM203 25H201L202 27ZM183 27L188 28L187 21ZM181 37L174 41L177 53L185 58L187 71L190 76L184 81V91L190 93L193 100L192 104L202 105L203 107L215 111L213 104L218 105L220 109H225L226 102L233 108H238L245 112L244 105L239 101L237 92L240 90V85L235 81L234 69L235 61L229 56L223 55L226 52V47L219 50H213L210 47L212 37L204 34L197 35L195 41L186 39V32L178 29H173ZM223 40V37H220ZM91 43V41H89ZM112 43L111 40H106L103 43L93 46V50H85L81 47L78 40L72 38L69 41L67 38L63 43H59L56 48L59 56H54V64L50 71L43 74V82L34 83V87H38L43 91L45 96H37L38 99H55L60 106L67 102H75L77 104H87L90 107L93 101L102 102L105 110L115 108V111L123 112L124 114H133L140 112H159L160 115L153 117L148 115L145 119H159L161 115L167 114L170 109V101L168 98V90L165 88L162 80L157 79L158 73L150 66V63L145 61L148 66L149 76L152 77L151 92L146 88V81L140 77L135 65L131 64L125 52L121 51L110 62H105L104 48L106 44ZM226 44V42H225ZM74 46V47H73ZM31 45H26L25 52H30ZM62 57V58H61ZM23 66V65H22ZM94 89L99 90V95H93ZM230 90V91H226ZM154 93V95H152ZM211 97V99H210ZM63 110V108H61ZM198 114V113H197ZM139 117H137V122ZM68 152L72 153L76 150L72 146H67ZM81 155L89 157L94 156L91 151L85 148ZM228 157H225L227 161ZM101 161H119L126 162L120 164V170L123 171L127 165H139L140 167H131L130 171L145 174L147 171H156L155 165L147 164L139 160H133L128 156L106 157L100 156ZM106 167L109 165H105ZM115 170L116 165H111ZM97 169L100 165H96ZM171 173V169H166ZM223 174L232 179L227 167L223 168ZM0 187L5 185L0 182ZM45 203L53 204L54 201L49 200ZM63 207V205H60ZM87 209L81 208L80 213L84 215Z\"/></svg>",
  "mask_w": 264,
  "mask_h": 264
}]
</instances>
